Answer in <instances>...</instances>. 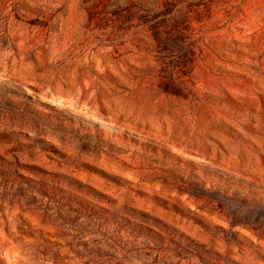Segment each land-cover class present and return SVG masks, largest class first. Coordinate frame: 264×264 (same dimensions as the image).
<instances>
[{
	"label": "rangeland",
	"instance_id": "obj_1",
	"mask_svg": "<svg viewBox=\"0 0 264 264\" xmlns=\"http://www.w3.org/2000/svg\"><path fill=\"white\" fill-rule=\"evenodd\" d=\"M181 2L0 0V264H264V0Z\"/></svg>",
	"mask_w": 264,
	"mask_h": 264
},
{
	"label": "trees",
	"instance_id": "obj_2",
	"mask_svg": "<svg viewBox=\"0 0 264 264\" xmlns=\"http://www.w3.org/2000/svg\"><path fill=\"white\" fill-rule=\"evenodd\" d=\"M181 1L182 0H161L162 7L159 10L153 12V14H149L150 9H147V13L141 16L142 23L151 32L161 50L174 52L171 48H175V46L178 47V49L185 48V41L188 36L185 35L184 31L188 29V12L194 3L188 2V9L181 5ZM179 3L181 6L177 7ZM195 5L197 4L195 3ZM132 17V15L129 16L128 14H118L116 18L118 22L117 27L127 28ZM164 34L165 36H163ZM187 61L188 59L182 60L181 63L184 65L188 63ZM163 77L165 78L166 76L164 75ZM169 79L171 78L167 77V80H163L165 89L177 93L175 86H168Z\"/></svg>",
	"mask_w": 264,
	"mask_h": 264
},
{
	"label": "water",
	"instance_id": "obj_3",
	"mask_svg": "<svg viewBox=\"0 0 264 264\" xmlns=\"http://www.w3.org/2000/svg\"><path fill=\"white\" fill-rule=\"evenodd\" d=\"M246 240H249V239H246Z\"/></svg>",
	"mask_w": 264,
	"mask_h": 264
}]
</instances>
